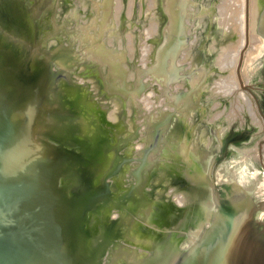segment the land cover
<instances>
[{
  "label": "rangeland",
  "instance_id": "1",
  "mask_svg": "<svg viewBox=\"0 0 264 264\" xmlns=\"http://www.w3.org/2000/svg\"><path fill=\"white\" fill-rule=\"evenodd\" d=\"M0 57L58 75L50 98L80 95L68 123L100 135L79 170L106 189L81 219L94 263H170L222 191L264 178V0H0Z\"/></svg>",
  "mask_w": 264,
  "mask_h": 264
},
{
  "label": "bare ground",
  "instance_id": "2",
  "mask_svg": "<svg viewBox=\"0 0 264 264\" xmlns=\"http://www.w3.org/2000/svg\"><path fill=\"white\" fill-rule=\"evenodd\" d=\"M47 70L35 74L19 72L15 63L7 67L0 57V264H97L95 255L85 248L89 231L81 219L90 207L98 212L106 189L103 186L97 191L91 189L90 174L79 170L85 162L95 164L100 146L95 148L97 143L90 142L97 141L100 135L89 136V120L83 116L80 121L74 120L73 125L68 123L73 115L65 106H72L80 95L70 101L58 93L55 99L50 98L58 75ZM75 104L76 119L85 106L79 100ZM72 134L81 135L85 143L73 140ZM51 139L59 143H50ZM77 148L83 154L77 153ZM62 175L68 184L60 187ZM239 182L241 185L246 182L248 186L243 187H248L246 192L252 195L264 191L262 175L250 181L243 176ZM232 184L221 192L217 203L216 199L213 201L212 208L225 201L242 202L243 188ZM72 185L75 192V187H79L73 197L66 191ZM231 195L237 198L231 199ZM127 199L131 210L144 200L141 195L134 198L130 194ZM113 230L114 226L109 227L104 237L111 236ZM133 239L136 243L143 241L140 234ZM170 240L173 241L172 237ZM160 242L156 249L166 242L169 250V241L164 238ZM176 256L177 252H172L167 264H173Z\"/></svg>",
  "mask_w": 264,
  "mask_h": 264
},
{
  "label": "water",
  "instance_id": "3",
  "mask_svg": "<svg viewBox=\"0 0 264 264\" xmlns=\"http://www.w3.org/2000/svg\"><path fill=\"white\" fill-rule=\"evenodd\" d=\"M242 191L241 203L208 210L173 264H264V207Z\"/></svg>",
  "mask_w": 264,
  "mask_h": 264
}]
</instances>
